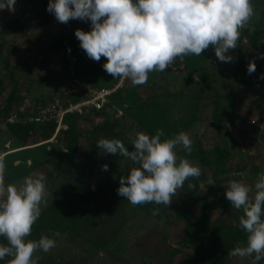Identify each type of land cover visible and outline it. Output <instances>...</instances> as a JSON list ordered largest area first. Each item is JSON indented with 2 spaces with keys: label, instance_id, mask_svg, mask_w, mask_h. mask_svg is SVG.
Here are the masks:
<instances>
[{
  "label": "rangeland",
  "instance_id": "374dc122",
  "mask_svg": "<svg viewBox=\"0 0 264 264\" xmlns=\"http://www.w3.org/2000/svg\"><path fill=\"white\" fill-rule=\"evenodd\" d=\"M251 2L254 15L241 29L237 47L229 50L232 61H219L210 45L201 55L191 54V67L185 66V55L171 69L151 71L146 84L133 86L125 79L120 84L126 91L112 98L105 111L107 118L118 122L117 135L97 132L102 118L87 111L73 115L82 123L76 151L65 147L62 135L51 140L52 134L37 138V147L25 149L34 173L42 172L47 179L48 195L38 219L61 198L68 209L67 218L58 225L61 235L56 246L35 253L40 257L38 264H252L250 258L231 256L229 251L224 258L215 257L229 247L230 240L233 244L228 250L246 238L245 232V237L235 235L242 213L225 199L228 181L251 185L264 172V125L260 121L264 79L259 78L264 74V50L256 32L264 36V0ZM47 3L17 0L14 11L0 10V110L10 100L12 108L27 110L50 101L57 92L74 93L82 84L110 86L120 81L102 67L106 57L95 61L79 46L74 30H90V22H59L46 10ZM46 14L49 19L41 23ZM16 20V25L6 27ZM249 61L256 64L252 73L247 72ZM148 95H157L165 116L162 139L187 132L193 150L185 153L178 146V156L198 161L202 169L199 177L188 178L198 182L194 196L179 189L169 206L132 205L117 195L119 177L127 174L132 162L118 153L102 152L95 143L101 137H115L127 144L136 131L150 134L137 119L139 100ZM253 119L256 124L250 122ZM8 129L6 135L18 138ZM215 149L227 152L224 161L228 165L242 161L245 168L223 174L208 185L211 174L201 165L200 153L209 156ZM105 162L107 170L101 167ZM204 195L209 203L207 220L201 213ZM154 208L162 213L153 214ZM28 239L33 238L29 235ZM0 243H6L2 236ZM8 259H0V264H7Z\"/></svg>",
  "mask_w": 264,
  "mask_h": 264
},
{
  "label": "clouds",
  "instance_id": "9594fccd",
  "mask_svg": "<svg viewBox=\"0 0 264 264\" xmlns=\"http://www.w3.org/2000/svg\"><path fill=\"white\" fill-rule=\"evenodd\" d=\"M16 3L0 0V10L12 12ZM46 10L59 22L89 21L90 30H74L79 46L95 61L106 57L104 70L133 86L146 84L151 71L171 69L177 58L201 55L210 45L219 61H232L229 50L237 47L241 29L254 15L251 0H48ZM255 68V61H249L247 72ZM259 78L264 79V74ZM162 137L163 129L157 128L154 134L136 131L127 144L115 137L95 142L102 152L118 153L132 162L116 189L132 205L169 206L186 179L201 175L198 161L177 153L178 146L185 153L193 150L187 132ZM3 167L0 159V171ZM101 167L107 170L109 165L105 162ZM215 182L208 176V185ZM188 186L194 187L191 182ZM47 195L42 172L26 175L19 185L5 183L0 176V236L6 239L0 243V259L9 257L7 264H38L37 250L46 253L56 246L59 231L28 239ZM224 195L241 211L237 226L246 233L245 242L231 248L229 255L264 264V172L251 185L229 180ZM152 211L155 214L159 209Z\"/></svg>",
  "mask_w": 264,
  "mask_h": 264
},
{
  "label": "trees",
  "instance_id": "16d2710c",
  "mask_svg": "<svg viewBox=\"0 0 264 264\" xmlns=\"http://www.w3.org/2000/svg\"><path fill=\"white\" fill-rule=\"evenodd\" d=\"M49 16L50 14H46L45 16H43L41 23H45L49 19ZM17 21L18 20L13 21L12 23L6 25V27H11V26L16 25L18 23ZM258 31L259 30H257L256 32L259 37V42L261 43V47L264 50V36L261 32H258ZM175 63L176 65L178 64V62H175ZM192 63L193 61H192L191 54L186 55L185 66L191 67ZM2 80L3 78L2 76H0V84ZM125 91H126V87L124 85L120 86L117 92L113 94L112 98H119L121 96V93ZM68 95L71 97H74L73 92ZM139 101H140V109H139L137 119L139 123H141L142 125H147V127L149 128L148 130L150 134H154L155 129L163 127L166 124L165 116L160 107L159 98L157 97V95H148L145 99H140ZM12 106H13L12 101L11 100L8 101L7 104L0 110V117L5 118L9 116V114L13 113V111H15L17 108H14V107L12 108ZM105 111L106 110L90 109L88 112L97 116L98 118H102L101 122L98 123L96 126L98 128L97 132H99V130H102L103 131V132L101 131L102 133H108V134L110 133V134L115 135L116 132L114 131V128L118 126V122L116 120H110L109 118H107ZM73 115H77V114L68 115L65 119V122L67 123V127L62 128L60 132L58 133L59 136L62 135L61 137L66 138L65 147L70 151L77 150V143L79 141L80 135H82L81 130H80L81 128L80 125L82 123L79 118H76ZM70 117L71 119L69 120ZM9 125H10L9 126L10 132H12L13 134H17L18 138L24 141L26 145L31 144V143L33 144L36 142L35 141L36 137H30V134H29V129L35 127L34 123H27L25 125H19V127H16V128L13 124H9ZM55 125H56L55 122L49 124L48 128L44 130V132H42L43 134L41 136L42 137L41 139H45L49 137L51 134H53L55 130ZM15 131H18V133H14ZM117 134L118 133H116V135ZM225 154H227V152L223 151L222 149H217V150L215 149V151L210 153L209 156L205 155V152L203 151H201L200 153L201 165L202 166L206 165L208 167L209 173L211 174V177L214 179H217L219 178V176L226 174V173H230L235 170L242 171L245 168V164L242 161L236 162L234 165H228L227 163H225L224 161ZM190 182L194 185V187L189 188L188 185ZM197 183L198 182L194 181L193 179H186L181 190L184 192L185 195L188 192L190 196L193 197L195 193V188L198 185ZM207 198L208 197H206L205 195L202 196L201 198L205 200L202 210H201V213L204 216L205 220H207L206 211L209 206ZM64 199L65 198H61L58 201L54 202L51 206L52 209L50 208L51 209L50 212L43 213L42 217L38 219L37 222H34V224L32 225V231L29 234L31 235L33 239H38L37 235L40 236L41 234H46L47 231L49 230L51 232L60 230V227L58 225L61 224L62 221H65V218H67L65 216L68 215V209L65 207V203H63ZM164 209H166L165 206H164ZM159 212L162 213L161 211ZM237 225L238 224H236L235 235L245 237L243 229H241ZM232 244H233V241L230 240L229 247L225 248L224 250L220 252H216L215 257L224 258L227 252L229 251L228 249L230 248V246H232ZM200 264H203V261H201Z\"/></svg>",
  "mask_w": 264,
  "mask_h": 264
},
{
  "label": "built area",
  "instance_id": "2783aa9c",
  "mask_svg": "<svg viewBox=\"0 0 264 264\" xmlns=\"http://www.w3.org/2000/svg\"><path fill=\"white\" fill-rule=\"evenodd\" d=\"M123 80L125 79H120L111 86L82 84L74 91V97L57 92L50 101L38 107L34 112L24 115L14 113L8 116L5 121L18 125L34 123L41 132L47 129L49 124L55 122V130L50 138L57 140L58 133L65 127V119L68 115L83 114L90 109L106 110L113 94L117 92ZM261 117V125H264V114ZM250 122L256 124L255 119ZM35 127L29 129V134L35 133Z\"/></svg>",
  "mask_w": 264,
  "mask_h": 264
},
{
  "label": "crops",
  "instance_id": "0c3cea01",
  "mask_svg": "<svg viewBox=\"0 0 264 264\" xmlns=\"http://www.w3.org/2000/svg\"><path fill=\"white\" fill-rule=\"evenodd\" d=\"M37 108L38 106L31 107L27 110H17L16 109L11 114H14V113H19L23 115L30 114L34 112ZM11 114H9V116ZM7 117L5 118L0 117V159H3L4 161V167H3V170L0 171V176H2L5 183H15L19 185L26 175L34 174V171H33L34 168L32 166V162L29 161L27 157L28 150H25V149H31V148H34L35 146L37 147L38 143L35 142V144L31 143V144L26 145L24 141L20 140L19 138L14 139V137L12 138L9 135H6V134H9L7 131L9 130L8 129V127L10 126L9 124H12V123H6L5 119ZM1 120H3V122ZM13 125L15 126V128L19 127L18 124H13ZM66 127H67V123L65 122L64 128ZM1 132L2 133L4 132V134H2ZM42 134L43 133L40 130H38V128L35 127V133L30 134V137H36L35 141H37V138H40V139L42 138L41 137ZM15 136L18 137L17 134H15ZM39 149L40 148H37V151Z\"/></svg>",
  "mask_w": 264,
  "mask_h": 264
}]
</instances>
